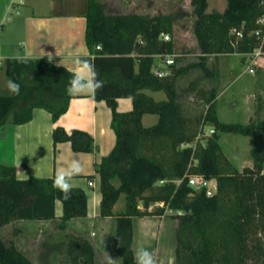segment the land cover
I'll return each mask as SVG.
<instances>
[{
  "label": "trees",
  "instance_id": "16d2710c",
  "mask_svg": "<svg viewBox=\"0 0 264 264\" xmlns=\"http://www.w3.org/2000/svg\"><path fill=\"white\" fill-rule=\"evenodd\" d=\"M263 1L227 0L224 11H209L208 0H192L201 54L189 62L178 57L173 71L158 77L152 55L174 50V41L164 40L162 34H173L181 11L110 13L102 1L88 0L86 40L93 56L88 60L105 82L95 98L110 106L116 134L111 153L96 165L101 216L116 219L112 241L123 264H134L135 219L170 214L177 220L175 264H264V115L248 123L228 122L220 118L216 99L219 56H246L258 46L253 31L264 15ZM241 29L244 37L238 38ZM57 65L46 57L4 61L1 68L8 80L18 82L21 90L14 96L1 89L0 130L31 121L36 108L49 111L55 123L67 112L75 97L66 93L72 71ZM193 72L195 78L182 87L180 79ZM148 90L164 91L166 98L156 100ZM192 95L197 96L195 107L188 103ZM120 97L132 98L134 108L121 112ZM258 105L261 113L264 97ZM147 113L157 114L158 121L145 125ZM207 126L215 129L210 135H204ZM226 132L253 138L252 166L240 169L226 155L220 141ZM53 140L55 147L68 141L75 151L95 149L94 137L82 129L67 131L58 125ZM189 174L216 179L214 194L192 186ZM88 199L85 189L73 187L65 200L53 187V177L19 178L16 166L0 163V229L17 220L55 219L60 200L63 214L58 226L66 230L71 219L88 215ZM122 200L125 208L115 209ZM14 231L15 237L8 239L0 234V264H34L15 239L22 229ZM54 254L65 256L62 264H99L94 244L82 234L48 236L39 260L52 264Z\"/></svg>",
  "mask_w": 264,
  "mask_h": 264
},
{
  "label": "crops",
  "instance_id": "0c3cea01",
  "mask_svg": "<svg viewBox=\"0 0 264 264\" xmlns=\"http://www.w3.org/2000/svg\"><path fill=\"white\" fill-rule=\"evenodd\" d=\"M87 13L88 0H0L1 59L5 61L10 57H46L53 63L73 71L74 61L77 58L93 57L86 40ZM236 55L242 56L245 68L238 74L232 70L233 76H236L235 80L240 81L238 89L234 92L232 109H235L239 102L245 106L253 101L252 98L256 96L251 84L253 77L264 75L262 67H257L256 72L251 73L248 70V57L240 53L221 54L219 56L220 87L224 77L229 75L231 65L234 66ZM185 86L187 85H182ZM258 89L262 93L259 98L264 97V76L263 81L261 80L257 86ZM223 91L219 90L216 98L218 102L225 94ZM147 92L156 100L166 98L164 91L148 90ZM118 103L121 112H128L134 108L133 99L130 97H120ZM220 113L219 110V115ZM261 113L263 116L264 111ZM248 117H252V114L249 113ZM158 118L157 114L147 113L143 117V122L145 125H152L158 121ZM111 122L112 110L105 100H97L95 96L81 94L72 98L69 109L56 123L53 122L49 111L36 108L31 121L9 124L6 130H0V163L16 166L19 178L54 177L57 168L70 169L73 162L79 165L81 171L72 178L71 183L74 187H82L87 191L88 215L75 217L70 224H84L75 233L85 235L92 241L99 264H123L122 259L115 252L112 241L116 219L112 216H101V176L96 170L97 163L111 153L116 143V134ZM58 125L67 131L82 129L89 132L94 137L95 149L75 151L68 141L60 142L55 147L53 131ZM206 130L208 131L209 128L206 127ZM251 164L253 165V162L248 161L242 168L247 165L252 166ZM21 173L23 177L20 176ZM90 179L94 181V186L89 185ZM60 206L61 209H58ZM62 214V203L59 205L56 201V218L52 220L59 221ZM166 218L165 215H149L135 219L133 248L134 250L138 247L147 248L152 252L157 264H175V247L172 246L170 249L163 243V234L160 235V239L156 236L158 229H162L163 233ZM176 226L177 220L174 223L175 232ZM169 229L168 227L166 232ZM166 250H168L167 255L164 252ZM164 256L169 257L166 259Z\"/></svg>",
  "mask_w": 264,
  "mask_h": 264
},
{
  "label": "rangeland",
  "instance_id": "374dc122",
  "mask_svg": "<svg viewBox=\"0 0 264 264\" xmlns=\"http://www.w3.org/2000/svg\"><path fill=\"white\" fill-rule=\"evenodd\" d=\"M106 4L107 11L110 13H150V14H158V13H173L177 10L181 11V17H178L176 23L174 25V32L172 34L173 40L175 41L176 48L179 51L190 52L191 55L185 56L183 62H189L198 60L199 55L201 54V49L199 43L197 41V36L194 32V19L196 18L193 14V5L192 0H99ZM209 6L208 10L217 9L220 11H224L227 6V0H208ZM244 56V55H243ZM234 66L231 65V70L229 71V75L225 76L224 81H222V85L220 87V91L225 92L218 102V111L220 110L221 119L228 122H241L248 123L250 118L257 119L260 113L259 108V96L262 94L261 90H257L258 84L260 81H263V76L253 77L252 87L256 91V96L252 98V102L248 105L243 106L239 104L232 109L231 104L234 99V92L238 89L240 85V81L235 80L236 76H233L234 72L236 74L240 73L244 70L245 65L242 63V56H234ZM182 63V62H178ZM224 66V65H223ZM222 66V67H223ZM248 66V63H247ZM196 73H192L180 79V83L183 85H188L192 79H194ZM233 76V77H232ZM6 80H8L5 71L3 68L0 69V91L2 88L6 87ZM261 86V85H260ZM261 93V94H260ZM193 98H189L188 103L196 106V97L192 95ZM257 97V98H256ZM199 98H197V101ZM203 105V101H198ZM194 106V107H195ZM220 107V108H219ZM250 107V108H248ZM192 110V108H191ZM232 110V111H231ZM234 110V111H233ZM251 113L252 117H248V114ZM207 128L212 129L214 127L207 126ZM208 132L204 135H210L212 133ZM221 145L223 147L224 152L228 157H230L234 163L242 169V166L247 164L248 161L250 163L253 162L251 149L254 143V140L251 136L243 135L235 132H226L221 134ZM252 165V164H251ZM20 176H24L22 173ZM216 179L212 178V182H215ZM58 204L61 205V201L57 200ZM61 209V206L58 209ZM116 208L118 210H122L125 208V202L120 201ZM60 211V210H59ZM58 211V212H59ZM168 213H172L168 211ZM61 214V211L59 215ZM171 215V214H170ZM167 215L166 223L163 225V233L162 229H158L157 237L159 238L161 234L164 236L163 243L167 244V246L171 249L172 246H176V232L174 229V223L176 221L172 216ZM60 220V219H59ZM72 220V219H71ZM70 220V221H71ZM68 224L66 230H61L59 228L58 220L51 221H39V220H31V221H14L0 229V234L3 235L6 239L15 237V229L21 228L22 232L16 236V240L23 249L32 259L34 264H42L39 260V252L41 250V244L44 239H46L50 235H57L59 238L66 232H78L80 227L84 226V224L76 223V224ZM170 228L168 232L166 230L168 227ZM84 231V230H83ZM160 233V234H159ZM156 238V239H158ZM160 239V238H159ZM169 249V250H170ZM165 255H167L168 250L164 251ZM169 256H164V258L168 259ZM65 262V256L60 254H54L52 256V264H62Z\"/></svg>",
  "mask_w": 264,
  "mask_h": 264
},
{
  "label": "clouds",
  "instance_id": "9594fccd",
  "mask_svg": "<svg viewBox=\"0 0 264 264\" xmlns=\"http://www.w3.org/2000/svg\"><path fill=\"white\" fill-rule=\"evenodd\" d=\"M26 62V59L25 61ZM59 66V65H57ZM104 80L100 79V74L93 62L87 58H77L74 61V70L71 72L70 79L66 86V93L70 96L92 95L104 87ZM6 88L10 95L18 96L21 85L15 80L9 79ZM81 169L76 162H73L70 169L63 167L57 168L53 177V187L58 189L65 200L71 197L74 185L71 180L80 173ZM134 264H157L151 251L144 247H138L133 253Z\"/></svg>",
  "mask_w": 264,
  "mask_h": 264
},
{
  "label": "built area",
  "instance_id": "2783aa9c",
  "mask_svg": "<svg viewBox=\"0 0 264 264\" xmlns=\"http://www.w3.org/2000/svg\"><path fill=\"white\" fill-rule=\"evenodd\" d=\"M258 23L259 26L253 31V33L259 39V44L254 50L246 54V57H248L249 59L248 70L251 73H255L257 67L264 68V15L258 19ZM237 35L238 38H243L244 31L242 29L238 30ZM162 37L166 41H170V40L174 41L170 33H163ZM100 47L101 46H98V48ZM188 55H191V53L179 51L176 48V44L172 52H166V53L160 52L153 54L152 56L155 57L153 63V73L158 77L168 76L173 71L174 65L177 63L176 59L178 57H185ZM3 63L4 60L1 59L0 57V67L3 65ZM205 131L206 133L208 132L207 130ZM214 131H215L214 128L209 130L210 133H213ZM188 179H189V183L192 186H195L197 188H206V192L208 195H213L217 189V181L212 182V179H208L204 175L189 174ZM89 185L94 186V181L90 179Z\"/></svg>",
  "mask_w": 264,
  "mask_h": 264
}]
</instances>
